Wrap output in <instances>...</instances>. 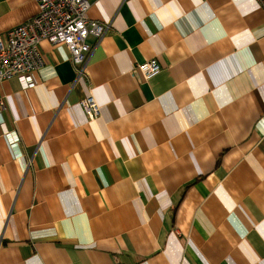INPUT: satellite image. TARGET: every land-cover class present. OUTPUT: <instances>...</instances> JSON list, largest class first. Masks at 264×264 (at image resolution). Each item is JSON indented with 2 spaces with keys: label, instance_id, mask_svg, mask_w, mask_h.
<instances>
[{
  "label": "crops",
  "instance_id": "obj_1",
  "mask_svg": "<svg viewBox=\"0 0 264 264\" xmlns=\"http://www.w3.org/2000/svg\"><path fill=\"white\" fill-rule=\"evenodd\" d=\"M89 2L111 28L84 77L44 41L29 87L0 82V264H264L256 0ZM37 13L0 0V37ZM149 60L161 70L145 81Z\"/></svg>",
  "mask_w": 264,
  "mask_h": 264
},
{
  "label": "built area",
  "instance_id": "obj_2",
  "mask_svg": "<svg viewBox=\"0 0 264 264\" xmlns=\"http://www.w3.org/2000/svg\"><path fill=\"white\" fill-rule=\"evenodd\" d=\"M38 13L26 24L9 30L5 38L0 37V82L16 80L22 88L31 85V74L44 66L40 44L67 48L79 80L86 74L90 55L95 46L106 36L110 24L89 19V0H35ZM264 12V0H256ZM93 38V46L87 43ZM161 68L156 60H149L135 66V74L145 81L155 77ZM80 106L89 121L100 116V108L93 97L80 101ZM4 103L0 100V111ZM3 137L14 150L18 149L19 137L3 127Z\"/></svg>",
  "mask_w": 264,
  "mask_h": 264
}]
</instances>
